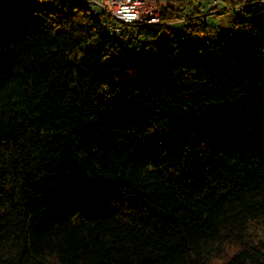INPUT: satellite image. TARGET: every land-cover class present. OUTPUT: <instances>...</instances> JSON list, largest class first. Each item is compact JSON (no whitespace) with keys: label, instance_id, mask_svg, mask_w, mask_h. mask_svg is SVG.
I'll return each instance as SVG.
<instances>
[{"label":"trees","instance_id":"obj_1","mask_svg":"<svg viewBox=\"0 0 264 264\" xmlns=\"http://www.w3.org/2000/svg\"><path fill=\"white\" fill-rule=\"evenodd\" d=\"M177 3L0 0V264H264V2Z\"/></svg>","mask_w":264,"mask_h":264},{"label":"built area","instance_id":"obj_2","mask_svg":"<svg viewBox=\"0 0 264 264\" xmlns=\"http://www.w3.org/2000/svg\"><path fill=\"white\" fill-rule=\"evenodd\" d=\"M87 6L94 16L102 19L105 31L120 35L127 25H155L161 22L163 8L159 0H78ZM187 7L180 21L200 18L208 23L210 16L229 14L242 15L244 6L252 3L264 2V0H242L231 3L234 0H186ZM217 33L232 30L233 22H227L224 30L220 25L212 24ZM149 40V39H148ZM149 51H153L148 47Z\"/></svg>","mask_w":264,"mask_h":264},{"label":"rangeland","instance_id":"obj_3","mask_svg":"<svg viewBox=\"0 0 264 264\" xmlns=\"http://www.w3.org/2000/svg\"><path fill=\"white\" fill-rule=\"evenodd\" d=\"M180 0H159V5H174V6H178L179 3H177ZM184 1V0H181ZM233 16L229 15V14H221V15H215V16H210L208 18V25H212V24H216V25H220L222 29H226L227 28V22L232 19ZM184 22L183 21H177V22H173L170 24V27L172 28L173 31L175 32H179L184 28ZM201 40H203L201 38ZM94 44H90L87 46H84V49H90L93 48ZM261 61L264 62V57H261ZM80 222V217L75 218L74 223H79ZM256 234H258L259 238H264V221L262 222V224L260 226H258L257 231L255 232Z\"/></svg>","mask_w":264,"mask_h":264}]
</instances>
